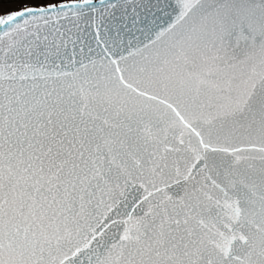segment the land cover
I'll return each mask as SVG.
<instances>
[{"label": "snow or ice", "instance_id": "obj_1", "mask_svg": "<svg viewBox=\"0 0 264 264\" xmlns=\"http://www.w3.org/2000/svg\"><path fill=\"white\" fill-rule=\"evenodd\" d=\"M0 264H264V0H0Z\"/></svg>", "mask_w": 264, "mask_h": 264}, {"label": "rangeland", "instance_id": "obj_2", "mask_svg": "<svg viewBox=\"0 0 264 264\" xmlns=\"http://www.w3.org/2000/svg\"><path fill=\"white\" fill-rule=\"evenodd\" d=\"M20 6H16V4H4L2 8H0V11H8V10H13L16 9Z\"/></svg>", "mask_w": 264, "mask_h": 264}, {"label": "trees", "instance_id": "obj_3", "mask_svg": "<svg viewBox=\"0 0 264 264\" xmlns=\"http://www.w3.org/2000/svg\"><path fill=\"white\" fill-rule=\"evenodd\" d=\"M5 4H16V6H20L19 3H5Z\"/></svg>", "mask_w": 264, "mask_h": 264}]
</instances>
